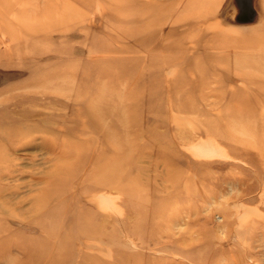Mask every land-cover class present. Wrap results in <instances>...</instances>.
I'll use <instances>...</instances> for the list:
<instances>
[{"label": "rangeland", "instance_id": "374dc122", "mask_svg": "<svg viewBox=\"0 0 264 264\" xmlns=\"http://www.w3.org/2000/svg\"><path fill=\"white\" fill-rule=\"evenodd\" d=\"M259 66L264 0H0V264H264Z\"/></svg>", "mask_w": 264, "mask_h": 264}, {"label": "bare ground", "instance_id": "6f19581e", "mask_svg": "<svg viewBox=\"0 0 264 264\" xmlns=\"http://www.w3.org/2000/svg\"><path fill=\"white\" fill-rule=\"evenodd\" d=\"M260 39V38H259ZM258 39V40H259ZM247 40H249V39H247ZM258 40H256V41H258ZM262 41V40H261ZM260 42V40L257 42V43H259ZM253 43V42H252ZM231 44V43H230ZM251 44V43H250ZM249 44V45H250ZM248 45V46H249ZM246 46V45H245ZM263 46V45H262ZM260 47H261V45H260ZM247 48V47H246ZM260 49V48H259ZM258 49V50H259ZM256 52V51H255ZM254 52V53H255ZM261 52V51H260ZM259 52H257L256 54H258ZM260 54V53H259ZM245 55H249V54H245ZM244 55V56H245ZM251 55V54H250ZM253 55V54H252ZM249 57V56H248ZM250 58V57H249ZM251 58H252V56H251ZM246 59H247V57H246ZM245 59V60H246ZM231 60V59H230ZM243 60V59H242ZM249 60V59H248ZM236 63H238V62H236ZM246 63V62H245ZM244 64V63H243ZM236 67H234V68H237V66H238V64L236 65V64H234ZM246 65H248L247 63H246ZM240 66V65H239ZM244 66V65H243ZM242 66V67H243ZM258 67V66H257ZM259 67H261V66H259ZM264 66H262L261 67V69L263 68ZM240 68V67H239ZM243 68H245V66L243 67ZM243 68H242V70H243ZM248 69V68H247ZM260 69V68H259ZM260 69V70H261ZM264 69V68H263ZM249 70V69H248ZM254 70V69H253ZM255 71V70H254ZM259 71V70H258ZM245 72H246V70H245ZM69 73V72H68ZM254 73V72H253ZM263 73H264V70H263ZM64 74V73H63ZM65 75V74H64ZM254 75V74H253ZM252 75V76H253ZM261 75H262V73H261ZM261 75H259V76H261ZM62 76V75H61ZM244 76H246V75H244ZM248 76H250V75H248ZM251 76V77H252ZM258 76V77H259ZM241 77H242V75H241ZM240 77V78H241ZM262 77V76H261ZM247 78V77H246ZM254 78H255V76H254ZM249 79V78H248ZM250 79H253V77L252 78H250ZM260 79V78H259ZM264 80V79H263ZM247 96V95H246ZM263 97V95L261 96H259L258 98L255 96V97H252L250 100H248V102H247V109L249 110V115L250 116H255V115H257L258 113L260 114L259 116L261 117V119H263V121L262 122H260V124L258 125L257 124V127H259L260 126V129H261V131H262V133H263V136H264V100H263V103H262V109L260 110V111H258L257 112V110H255V105L258 103V102H260V100H261V98ZM251 119V118H250ZM255 119V118H254ZM254 119H253V121H254ZM260 119V118H259ZM248 120V119H247ZM258 120V119H257ZM239 121V119L237 120V122ZM246 121V120H245ZM250 121H252V120H250ZM247 122V121H246ZM249 122V121H248ZM255 122V121H254ZM253 122V123H254ZM257 122V121H256ZM233 123V122H232ZM239 124V123H238ZM237 124V125H238ZM247 124V123H246ZM232 125V124H231ZM256 125V124H255ZM235 125H233V127L231 128V129H236L237 127H234ZM240 126H241V124H240ZM251 126H252V124H251ZM19 127V126H18ZM236 131V130H235ZM104 133V132H103ZM261 133V132H260ZM259 141V140H258ZM260 146H256V143H255V140L254 141H252V142H250L249 144H248V147H249V149L248 150H250V152L251 151H255L256 149H262V151H260V152H262V154H260V155H257L256 156V154L254 153V156H256V157H254V158H252V160H255L256 161V163H257V166H258V168H257V175H256V178H258V179H260L262 182H263V185H264V140H263V142H261L260 141ZM251 148H253V150L251 149ZM211 149L212 148H208V149H206V150H204L203 151V153H204V155H209V154H212V153H214V152H217L216 150H213V151H211ZM105 150V149H104ZM231 151V154H233V155H235L234 157H239L240 156V154H239V151H235V150H230ZM62 152V156L66 159V158H69L70 159V154L68 153V151H64V150H62L61 151ZM175 156V155H174ZM97 159H93L92 160V162L91 163H93V162H95ZM70 173H68V174H71L72 172L71 171H73V169H74V165H73V163L71 164V167H70ZM102 173H103V171H102ZM114 173L115 172H111V174H110V176L109 175H106V174H104V177L102 178L103 180H101V182L98 184V187L97 188H99V186L100 185H105V184H112L113 185V183H114V185H116V178H114L113 176H114ZM262 173V174H261ZM102 183V184H101ZM105 183V184H104ZM65 186V187H64ZM14 187V186H13ZM12 187V188H13ZM52 191L53 192H51V195L49 196L50 197V199H51V201H53V200H55V199H58V197L60 196V195H62L63 193H64V191H66V185H63V184H58V183H54L52 186ZM98 195V194H97ZM225 200V199H224ZM227 200V199H226ZM50 201V202H51ZM2 203V202H1ZM2 205H3V203H2ZM193 217V216H192ZM19 220H21V219H19Z\"/></svg>", "mask_w": 264, "mask_h": 264}]
</instances>
